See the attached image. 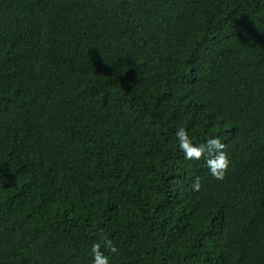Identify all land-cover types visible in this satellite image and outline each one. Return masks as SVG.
I'll list each match as a JSON object with an SVG mask.
<instances>
[{"label": "trees", "instance_id": "trees-1", "mask_svg": "<svg viewBox=\"0 0 264 264\" xmlns=\"http://www.w3.org/2000/svg\"><path fill=\"white\" fill-rule=\"evenodd\" d=\"M93 243L264 264V0H0V264H91Z\"/></svg>", "mask_w": 264, "mask_h": 264}, {"label": "clouds", "instance_id": "clouds-1", "mask_svg": "<svg viewBox=\"0 0 264 264\" xmlns=\"http://www.w3.org/2000/svg\"><path fill=\"white\" fill-rule=\"evenodd\" d=\"M175 136L178 140L179 148L183 151L185 158L199 160L205 150L201 147L193 146L184 128H179L175 132ZM208 144L215 148L217 151L213 156L211 152L208 153L209 158L206 160L209 171L216 179H223L224 173L229 166V159L225 152L221 151L224 148V144L219 139H210ZM199 182H195L193 185L194 190H199ZM101 245L93 243L91 246V264H110L109 258L100 251ZM105 248L112 253L116 252V247L112 244L111 240L105 241Z\"/></svg>", "mask_w": 264, "mask_h": 264}]
</instances>
